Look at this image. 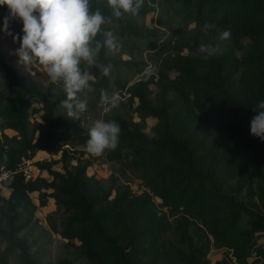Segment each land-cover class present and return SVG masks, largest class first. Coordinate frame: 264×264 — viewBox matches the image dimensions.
I'll list each match as a JSON object with an SVG mask.
<instances>
[{
    "label": "trees",
    "instance_id": "16d2710c",
    "mask_svg": "<svg viewBox=\"0 0 264 264\" xmlns=\"http://www.w3.org/2000/svg\"><path fill=\"white\" fill-rule=\"evenodd\" d=\"M173 1L197 28L187 36L191 39L176 41L178 52L168 58L166 65L176 77L160 79L154 99L150 78L126 88L140 122L108 116L119 124L120 134L118 146L107 150V156L139 174L138 191L113 179L105 188L87 174L86 163L71 170L64 166L60 172L52 161L37 160L33 165L51 181L26 179L23 162L39 151L59 154L64 161L65 145H85L89 129L58 113L61 101L52 97L42 76L13 67L0 50V173H10L3 182L11 189L8 197L0 194V214L7 226L0 228L6 240L0 264H9L16 250L14 264H40L26 243L17 240L18 232L35 219L31 193H37L39 206L55 200L65 218L59 231L54 229L67 240L79 241L88 264H211L207 254L212 245L231 252L230 258L213 264H264V248L254 243L255 234L264 232V141L249 128L253 108L264 100V0ZM89 3L90 10L112 16L107 0ZM157 4L142 0L137 14L112 17L94 40L103 44L114 36L150 44L155 31L145 17ZM205 23L229 30L232 37L251 38L250 48L240 58L231 44L223 43L220 52L203 59L197 50L203 45ZM10 26L9 21L8 31L17 35ZM108 49L102 47L98 62L112 65L110 75L104 77L94 67L99 94L113 86L125 88L122 68L139 72L138 62L110 55ZM184 49L189 52L182 53ZM147 117L156 119L153 136L143 132ZM169 216L176 218L170 238Z\"/></svg>",
    "mask_w": 264,
    "mask_h": 264
},
{
    "label": "rangeland",
    "instance_id": "374dc122",
    "mask_svg": "<svg viewBox=\"0 0 264 264\" xmlns=\"http://www.w3.org/2000/svg\"><path fill=\"white\" fill-rule=\"evenodd\" d=\"M158 4L155 5V10L146 15L145 21L155 31L153 37H149L151 43L140 44L137 40L132 38L115 39L114 47L108 49L110 55L120 57L122 59H131L138 62L139 72H135L131 69L122 68L121 81L124 83L125 88L120 86H113L111 90L107 91L109 95L115 93L119 96V107L113 109L110 113H103L99 107L100 94L95 89L94 81L98 76L94 67L88 69L92 80V84L95 91L88 94L87 110L78 117H68L66 110L61 103L56 106L57 112L74 120L78 121L85 129H89L95 120L105 119L108 120V116L111 114H119L123 118L140 122L141 120L135 112L130 108L129 95L126 93V88L136 81L141 79H152L149 84L153 94L150 96L154 99V93L158 91V81L163 79L165 81H171L176 77V72L169 69L166 65L168 58L176 55L178 52L176 49V41L179 38L191 39L195 34L197 28L194 20L189 17L186 18L183 13L179 12L176 3L173 0H157ZM8 15V9L6 6H0V29L3 28L2 22L4 17ZM16 20H10L11 28L16 29L14 31L17 34L22 35L20 23ZM205 30L203 28L205 36L201 38L203 45H210L212 47H219L223 43H229L232 45L236 55L242 58L247 50L250 48L252 39L249 37H230L227 40L221 41L219 39L221 29ZM111 38V37H110ZM19 47V42H13L12 36L7 35L4 31L0 30V50L13 62V67L21 66L18 63L19 57L15 54V50ZM187 49H184L182 53H188ZM193 54V53H192ZM151 67L153 72L150 76H145V69ZM29 69V71L35 72V75H41L44 81V85L53 93L52 97L60 101L65 99V94L56 84H49L48 78L43 76L45 73L42 67L36 70ZM238 73L235 75L237 79ZM1 87V86H0ZM34 107H39L40 104L36 101H32ZM38 113L34 114L33 118L38 117ZM143 132L148 136H153V127L156 123V119L147 117L144 121ZM10 132L9 130H7ZM68 149V155L64 161H60V155H49L44 151H39L33 158V161L49 160L53 162L52 168L54 170L63 172V167L73 169L77 164H88L87 174L97 178L105 188L110 187L112 179L118 183L128 184L133 191H138L141 186V179L139 174L126 166H123L119 162L110 160L107 156V150L99 156L91 155L85 150V145L72 143L65 145ZM45 178L47 181H51L52 177L45 171H40L33 168L29 173V178ZM27 179V178H26ZM10 186L8 183L0 182V194L4 197H8L10 194ZM30 197L36 205L35 219L26 228L18 232L17 240L26 243L30 253L40 258V264H88L86 257L81 253L79 247V241L76 239L67 240L63 238L59 232L60 224L65 218L62 210L59 209L53 198H49L45 206H39V201L36 198L37 193H31ZM157 205L160 203L156 199ZM2 207V206H1ZM159 209H161L159 207ZM170 231L167 232V237H171L174 232V225L176 224V218L169 216ZM0 228L7 229L5 218L0 214ZM55 228V229H54ZM174 240V238H171ZM254 243L256 247L264 248V232L256 233L254 236ZM6 245V240L0 237V249H3ZM18 250H16L14 256L10 257L9 264H14L17 260ZM231 252L222 247L212 245L207 258L211 264L214 261L221 258H230Z\"/></svg>",
    "mask_w": 264,
    "mask_h": 264
},
{
    "label": "clouds",
    "instance_id": "9594fccd",
    "mask_svg": "<svg viewBox=\"0 0 264 264\" xmlns=\"http://www.w3.org/2000/svg\"><path fill=\"white\" fill-rule=\"evenodd\" d=\"M112 16L106 17L97 9L90 10L89 0H0L6 6L8 15L3 19V28L13 42H19L15 54L18 63L26 70L42 67L49 84H56L65 94L60 103L70 118L78 117L87 110L88 94L93 93L88 69L96 67L104 77L110 75L111 64H101L98 57L102 47H114L115 37L106 39L103 44L94 38L102 25L110 23L112 17L122 18L124 14H137L142 0H107ZM22 23V35H12L9 21ZM212 23H205L204 29H213ZM230 37V31L220 33L221 41ZM198 53L207 60L220 52L219 45H201ZM84 68H81V64ZM153 72L145 69V76ZM35 76V72L30 71ZM99 107L108 114L119 107V96L109 95L101 90ZM255 115L250 120V134L264 141V100L253 108ZM120 126L115 120L97 119L88 130L85 150L95 156L105 150H114L119 144Z\"/></svg>",
    "mask_w": 264,
    "mask_h": 264
},
{
    "label": "built area",
    "instance_id": "2783aa9c",
    "mask_svg": "<svg viewBox=\"0 0 264 264\" xmlns=\"http://www.w3.org/2000/svg\"><path fill=\"white\" fill-rule=\"evenodd\" d=\"M33 163H34L33 160H26L20 166L26 178H29V173L33 170V168L35 169V166L33 165ZM9 174L10 173L8 171H2L0 173V182L5 181L9 177Z\"/></svg>",
    "mask_w": 264,
    "mask_h": 264
}]
</instances>
